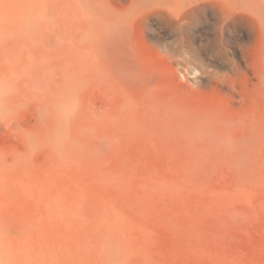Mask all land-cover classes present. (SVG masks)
Wrapping results in <instances>:
<instances>
[{"label": "rangeland", "instance_id": "1", "mask_svg": "<svg viewBox=\"0 0 264 264\" xmlns=\"http://www.w3.org/2000/svg\"><path fill=\"white\" fill-rule=\"evenodd\" d=\"M219 7L0 0V264H264L263 42Z\"/></svg>", "mask_w": 264, "mask_h": 264}, {"label": "bare ground", "instance_id": "2", "mask_svg": "<svg viewBox=\"0 0 264 264\" xmlns=\"http://www.w3.org/2000/svg\"><path fill=\"white\" fill-rule=\"evenodd\" d=\"M210 1H215V2L222 5V8L219 7V10H218L219 11V21L222 25H224L225 23H227L230 20V17L232 16L233 13H237V12L252 16L258 21V24H259V30L258 31H259V35L261 36L262 42H263V74H262V79L264 81V0H147L148 5L164 8L165 10H167L169 12V14L174 15L176 18H178L179 22L181 21L182 13L186 14V12H184L186 6H188V5H199L201 3L210 2ZM11 20H10L8 13H6L5 10L0 9V22L4 28L3 33L1 32L2 36H0V40L9 38L12 35L11 25H14V24H10ZM12 23H13V21H12ZM17 24H19L18 21H17ZM102 26H103V24H102ZM17 29H19V28H17ZM17 29H15V30L17 31ZM176 29H177V32L179 35H183L185 32L184 23L183 22L178 23V25L176 26ZM91 31H89V32H91ZM102 36H104V38L107 41V48L106 49H107V53H108L107 59H108L109 63H111V64L117 63L120 59L123 58V53H124L123 40H122L123 39L122 38L123 37V26L121 23L118 22V18L116 17V14H113V12L109 13V21L103 27ZM92 38H93V35H92ZM167 51L170 53V56L174 55L173 50L168 49ZM68 61H69V59H68ZM71 61H72V59H71ZM6 63L7 64L10 63V59L8 56H7ZM95 132H96V130H95Z\"/></svg>", "mask_w": 264, "mask_h": 264}]
</instances>
